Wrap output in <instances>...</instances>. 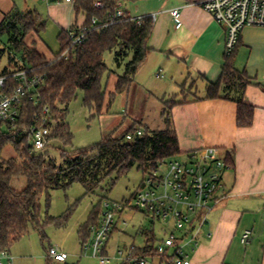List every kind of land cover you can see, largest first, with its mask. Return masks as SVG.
Here are the masks:
<instances>
[{
    "label": "trees",
    "instance_id": "trees-1",
    "mask_svg": "<svg viewBox=\"0 0 264 264\" xmlns=\"http://www.w3.org/2000/svg\"><path fill=\"white\" fill-rule=\"evenodd\" d=\"M141 1L147 0H74L76 12L85 13L84 26L90 30L83 44L70 51L68 60L48 61L34 48L25 46L23 39L29 32L38 33L44 28V23L36 12L13 11L0 24V39L6 37L5 45L0 41V60L6 56L7 63L14 68L24 69L28 66L32 70L30 77L37 76L40 81L37 88L39 103L33 105L27 100L23 101L16 124L19 128L15 130L0 123L1 249L9 250L14 243L28 234L29 229L38 230L39 202L43 194L48 197L49 192L65 190L73 184H80L85 193L90 194L112 175L117 179L134 167L147 173L159 162L181 155L171 118V108L175 105L173 101L161 113L163 130L149 131L142 128L141 138L132 142H126L125 136L136 129L130 128L118 135L114 131L92 150L74 152L76 156L73 158L61 152L63 164L59 166L44 154L31 152L29 145V130L36 125L34 119L42 118L44 109L48 110L47 116L56 125L49 137V143L58 141L64 146L71 145L72 135L65 118L67 105L78 92L83 93L84 106L99 115L105 101L101 81L108 72L102 60L104 53L113 52L116 67H123L111 95L127 93L133 85L135 73L150 51L147 42L152 33L153 22L150 18H145L140 23L124 21L100 28H92L91 24L95 20L96 27L104 25L112 18L118 6L123 8L128 3ZM96 2L102 8L96 9ZM58 41L60 51L54 59L69 46L65 31L58 35ZM235 47L224 58L219 80L216 83H207L205 98L216 99L222 92L224 99L237 105L236 124L242 128L251 125L253 107L242 99L243 90L251 82L244 72L234 67ZM16 55H21L23 65H19ZM126 59L128 60L125 63ZM14 68L5 67L0 71V76L11 73ZM57 105L64 109L59 112ZM20 127H26V130L22 132ZM15 131L18 132L14 135ZM6 147H10L16 156L3 158L2 152ZM21 181L23 187L17 189L21 186ZM86 230L87 227H84L81 232L85 233ZM142 234L146 235L144 247H131L132 255L163 261L154 246L149 245L154 242V236H147L149 234L144 231Z\"/></svg>",
    "mask_w": 264,
    "mask_h": 264
},
{
    "label": "crops",
    "instance_id": "crops-1",
    "mask_svg": "<svg viewBox=\"0 0 264 264\" xmlns=\"http://www.w3.org/2000/svg\"><path fill=\"white\" fill-rule=\"evenodd\" d=\"M43 1L49 5L52 0ZM200 1L147 0L123 6L131 17L154 16L147 42L150 51L133 84L148 101L164 107L169 100L175 103L171 118L181 154L215 147L228 161L223 174L227 198L209 213L190 264H264V27L244 28L234 49V67L251 82L242 99L253 107L251 125L239 128L234 102L224 99L222 92L216 99L205 98L207 83L220 78L226 33L198 6ZM39 4L40 0H0V24L13 11L41 16ZM64 7L66 19L58 22L62 31L85 25L86 15L76 12L74 0H67ZM173 9L180 12L179 29L170 16ZM144 232L157 240L163 237L152 229ZM245 232L250 238L242 244ZM149 264H159V259Z\"/></svg>",
    "mask_w": 264,
    "mask_h": 264
},
{
    "label": "built area",
    "instance_id": "built-area-1",
    "mask_svg": "<svg viewBox=\"0 0 264 264\" xmlns=\"http://www.w3.org/2000/svg\"><path fill=\"white\" fill-rule=\"evenodd\" d=\"M198 6L209 14L226 33L225 54L228 55L236 46L240 32L246 27H264V0H201ZM96 9L102 8L99 2ZM175 28L181 27L178 9L170 11ZM146 17H131L122 7L118 6L112 18L96 27H107L124 21L142 22ZM153 21L154 16H149ZM85 26L66 31L69 46L56 60H68L70 51L83 44L89 32ZM32 70L15 69L11 73L0 76V123L15 127L21 113V105L27 100L38 105L40 84L37 76L30 77ZM159 77V74L157 75ZM42 118L34 119L35 126L29 130V145L35 153L43 152L54 129L55 122L47 116L48 110H43ZM142 136V130L126 134L125 141L132 142ZM229 169L226 155L215 147H206L182 154L181 158L173 157L159 162L149 170L137 190L127 201L120 203L105 202L101 223L94 231L90 248L93 257L99 264H109L111 259L104 252V245L113 229L116 228L115 217L131 211L142 214L150 222L163 224L166 232L160 239H154L149 244L154 246L158 256L163 261L159 264H190L186 249L193 252L198 246V235L207 223V217L226 198L227 192L223 182V174ZM170 219V220H169ZM168 221L170 223L168 224ZM250 232H245L241 243L246 244ZM117 261L128 264H149L150 258L135 257L132 249L127 252L118 251ZM47 258L58 264H64L68 255L59 248H49ZM116 260V259H115ZM0 264H13V258L8 249L0 248Z\"/></svg>",
    "mask_w": 264,
    "mask_h": 264
},
{
    "label": "rangeland",
    "instance_id": "rangeland-1",
    "mask_svg": "<svg viewBox=\"0 0 264 264\" xmlns=\"http://www.w3.org/2000/svg\"><path fill=\"white\" fill-rule=\"evenodd\" d=\"M57 1L60 4H57ZM65 2L67 0H52L47 5L43 0H40L37 11L41 14L40 18L44 23V28L38 33L29 32L23 39L25 46L34 47L48 61H51L60 51L58 35L62 31V27L59 25L66 19ZM71 15H74L72 10ZM79 18L82 19L81 14H78ZM0 41L5 45L6 37H2ZM16 58L19 65H23L21 55H16ZM102 60L108 72L101 81L102 89L105 92V101L99 115L93 109L84 106L83 93L78 92L67 105L65 118V123L72 135L71 145L64 146L58 141H52L45 151L37 154H44L57 166L63 164L61 152L65 156L69 155L73 158L76 156L74 152L92 150L104 137L114 131L118 135L130 128L136 130L147 128L149 131L164 129L161 113L165 107L166 109L169 107L172 101L169 100L165 107L155 100L148 101L134 84L127 93L111 95L114 93V84L117 77L122 74L123 67H116L113 52L104 53ZM127 60L124 62L126 63ZM10 65L7 63V57L4 56L0 60V71L8 66L14 68ZM15 69H19V67L13 70ZM182 91L185 92L183 89ZM57 108L59 112L64 109L60 105H57ZM60 115L58 114V116ZM17 128L19 126L12 129L17 130ZM20 130L23 132L26 127ZM17 132L15 131L13 134L15 135ZM92 155L93 153L90 156ZM181 155L176 157L181 158ZM15 156L10 147H6L2 152V157L5 159ZM147 173L134 167L126 175L117 179L115 175H112L90 194H86L80 184H73L65 190L51 191L48 197L43 194L39 202L38 230L29 229L27 235L9 248L13 264H58L47 258L49 248H59L67 254L68 259L65 264H99L98 258L93 257L89 245L93 239L94 231L101 223L102 215L105 212V202L127 201L137 190ZM20 184L21 186L17 189L23 187L22 181ZM115 222L116 228L112 230L103 246V252L105 250L106 256L111 259L109 264H121L115 261L118 259L116 256L118 251L127 252L131 247H143L146 239L142 234L144 230L152 229L159 236L169 227L168 225L165 228L163 224L159 223L153 224L142 214L131 211L115 217ZM169 223L170 221H168ZM84 227H87L85 233L81 232ZM200 238L198 246H200ZM196 248L193 252L186 249L189 260L194 256Z\"/></svg>",
    "mask_w": 264,
    "mask_h": 264
}]
</instances>
